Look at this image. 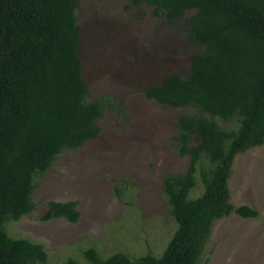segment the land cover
Returning <instances> with one entry per match:
<instances>
[{
  "label": "trees",
  "instance_id": "16d2710c",
  "mask_svg": "<svg viewBox=\"0 0 264 264\" xmlns=\"http://www.w3.org/2000/svg\"><path fill=\"white\" fill-rule=\"evenodd\" d=\"M141 4L196 47L187 72L144 91L181 110L173 143L189 165L161 178L176 228L158 256L102 258L88 247L84 264H208L214 221L259 216L233 205L229 180L235 157L264 145V0H129ZM77 9L78 0H0V264L47 263L41 243L10 236L5 224L34 210L35 178L62 151L96 139L105 110L123 111L112 96L88 98ZM197 174L203 188L193 197ZM77 204L50 200L39 219L76 222Z\"/></svg>",
  "mask_w": 264,
  "mask_h": 264
},
{
  "label": "rangeland",
  "instance_id": "374dc122",
  "mask_svg": "<svg viewBox=\"0 0 264 264\" xmlns=\"http://www.w3.org/2000/svg\"><path fill=\"white\" fill-rule=\"evenodd\" d=\"M77 18L88 98L112 96L123 111L105 110L96 139L62 151L35 178L34 210L5 228L12 237L41 243L46 264L69 257L84 264L88 247L102 258L117 251L158 256L176 228L161 178L184 173L189 157L173 143L181 110L147 99L144 91L168 73L187 72L196 47L147 5L130 7L129 0H78ZM196 181L193 197L203 188L198 174ZM229 187L234 206L246 204L259 216L232 213L214 221L203 258L264 264V145L235 157ZM50 200L77 201L78 220H40Z\"/></svg>",
  "mask_w": 264,
  "mask_h": 264
}]
</instances>
